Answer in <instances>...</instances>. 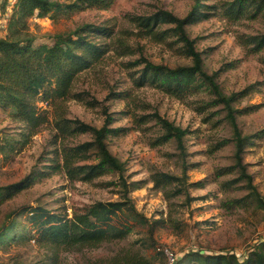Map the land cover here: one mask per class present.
<instances>
[{
    "label": "rangeland",
    "instance_id": "374dc122",
    "mask_svg": "<svg viewBox=\"0 0 264 264\" xmlns=\"http://www.w3.org/2000/svg\"><path fill=\"white\" fill-rule=\"evenodd\" d=\"M52 1L71 4L76 0ZM195 1L108 0L105 9L78 3V8L56 20H29L35 47L50 46L54 35L86 24L106 27L112 34L110 38L87 34L89 40L107 47L105 54L74 80L76 98L57 101L54 108L53 103L51 107L39 104L49 121L26 143L19 136L22 125L0 109V138L16 142L0 156V187L24 182L0 205V227L12 214L9 222L22 226L14 232V240L0 244V264H168L163 249L175 255L177 264H193L196 252L243 258L264 240V45L255 50L251 43L264 35V12L256 17H227L224 10L234 0H199L201 11L209 15L185 27L201 54L203 71L213 77L222 96L234 95L230 102L234 124L240 136L248 139L240 165L228 109L209 88L179 99L152 85H139L144 62L174 69L190 66L191 60L174 37L144 36L134 18L159 10L183 18ZM6 5L8 1L1 0L0 38L6 35L3 22L11 9L6 10ZM167 28L160 25L156 31ZM154 115L186 131L182 154L172 139L160 144L163 131ZM107 116L109 128L116 130L105 138L108 151L123 163L127 182H142L129 195L140 218L119 214L111 224H129V234L123 239L110 234L95 245L66 246L54 243L49 234L40 237L17 212L41 208L70 219L74 209L118 201L117 188L107 185L117 179L116 173L106 171L90 180L82 179V174L71 181L64 171L52 169L61 162L59 148L90 141L88 134L57 137L59 120L100 128ZM95 164L94 156L76 163ZM154 173L184 180L182 193L166 196L155 189Z\"/></svg>",
    "mask_w": 264,
    "mask_h": 264
},
{
    "label": "trees",
    "instance_id": "16d2710c",
    "mask_svg": "<svg viewBox=\"0 0 264 264\" xmlns=\"http://www.w3.org/2000/svg\"><path fill=\"white\" fill-rule=\"evenodd\" d=\"M107 1L80 0L78 2L76 0L70 4L52 0H15L12 4L5 27L6 35L0 38V109L7 111L10 119L22 125V130L19 132L22 143H26L30 137L36 135L49 121L48 114L39 110V104L47 107L53 103L54 108L57 101L76 98L77 96L72 93L74 80L80 73L90 70L93 64L102 59L105 54L107 47L104 48L101 44L89 40L87 34L104 35L105 38H110L112 34L106 27L86 24L69 33L54 35L50 46L35 47L33 38L28 32L29 20L34 17L56 20L78 8V3L105 9L110 5ZM202 7L201 2L196 0L193 9L183 18L161 10L148 17L134 18L136 27L144 33V36L155 33L163 38L174 37L178 43L182 44L186 56L191 60L190 66L174 69L144 62L145 66L139 76V85H152L179 99L186 95H194L204 87L209 88L217 96L218 101L228 109L227 116L234 131L236 164L240 165L239 156L248 139L240 136L234 124L230 109V102L234 99V95L229 98L221 95L213 77L203 71L201 54L195 50L193 41L188 38L185 30L186 26L205 19L209 15L201 11ZM224 11L227 17H256L264 12V0H234ZM160 25H166L169 28L158 33L156 29ZM251 40V43L255 44V50L264 45V35ZM154 119L163 131L159 139L160 144L172 139L176 142L179 154H182L186 131L157 115H154ZM109 120L110 117L107 116L100 128L78 120L65 118L59 120L55 128L57 137L88 134L90 141L71 148H59L57 153L61 162L52 169L64 171L71 181L82 174L84 177L82 179L90 180L95 174L100 175L106 171L116 173L117 179L107 185L117 188L118 201L95 202L82 209H74L70 219L48 214L41 208H25L17 212V216L26 217L27 228L35 229L40 237L49 234L54 243H63L66 246L95 245L110 234L116 239H123L129 234L131 231L129 224L120 227L111 224L114 217L122 213L140 218L129 195L131 191L139 189L142 182H127L123 176V163L108 151L105 138L107 134L115 135L116 133V130L109 128ZM15 143H6L0 138V156L12 150ZM92 156L97 164L76 165L77 162L86 161ZM151 182L155 189L162 191L166 196L181 194L185 186L184 180L166 173L152 174ZM177 184L179 186L171 192L169 188ZM23 187L24 182L0 187V205ZM11 217H8V223L5 222L0 227V244H5L9 239L14 240V232L22 229L19 224L14 225L15 222H9ZM192 257L196 260L193 264H264V240L243 258L233 253L203 255L201 252L192 254ZM177 262L178 259L175 264Z\"/></svg>",
    "mask_w": 264,
    "mask_h": 264
},
{
    "label": "built area",
    "instance_id": "2783aa9c",
    "mask_svg": "<svg viewBox=\"0 0 264 264\" xmlns=\"http://www.w3.org/2000/svg\"><path fill=\"white\" fill-rule=\"evenodd\" d=\"M7 1H8V0H7ZM8 2H9V1H8ZM0 3H1V0H0ZM5 27H6V24H5L4 28H5ZM162 254H163V255L165 256V258L167 259L168 264H174V263H175V261H176L177 258H175V255L172 254L171 252H169L167 249H163Z\"/></svg>",
    "mask_w": 264,
    "mask_h": 264
},
{
    "label": "crops",
    "instance_id": "0c3cea01",
    "mask_svg": "<svg viewBox=\"0 0 264 264\" xmlns=\"http://www.w3.org/2000/svg\"><path fill=\"white\" fill-rule=\"evenodd\" d=\"M9 2H8V5H6V10H9V7H11L12 6V4L14 3V1L15 0H8ZM2 3H3V1H2ZM4 24L6 23V22H3Z\"/></svg>",
    "mask_w": 264,
    "mask_h": 264
}]
</instances>
